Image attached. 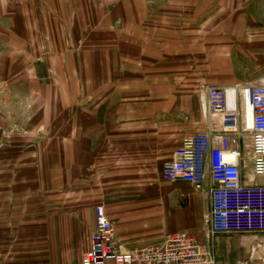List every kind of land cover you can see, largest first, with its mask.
Listing matches in <instances>:
<instances>
[{
  "label": "crops",
  "instance_id": "0c3cea01",
  "mask_svg": "<svg viewBox=\"0 0 264 264\" xmlns=\"http://www.w3.org/2000/svg\"><path fill=\"white\" fill-rule=\"evenodd\" d=\"M263 83L264 0H0V264H82L100 205L120 251L186 231L263 264L264 233L208 237L209 163L201 189L163 176L193 134L221 144L211 87Z\"/></svg>",
  "mask_w": 264,
  "mask_h": 264
},
{
  "label": "built area",
  "instance_id": "2783aa9c",
  "mask_svg": "<svg viewBox=\"0 0 264 264\" xmlns=\"http://www.w3.org/2000/svg\"><path fill=\"white\" fill-rule=\"evenodd\" d=\"M209 107L224 126L221 144L213 146L210 132L193 134L187 148L170 160L163 172L169 180L183 179L197 189L205 185L208 174L211 187L209 238L219 233L264 231V185L242 183L241 150L231 147L243 123L252 134V158L256 175L264 176V83L259 85L211 87ZM2 143L0 142V146ZM82 264H216L210 250H204L186 231L167 233L160 243L147 244L130 251L117 246L115 224L105 207L96 208V224ZM237 264H257L241 260ZM264 264V263H263Z\"/></svg>",
  "mask_w": 264,
  "mask_h": 264
},
{
  "label": "rangeland",
  "instance_id": "374dc122",
  "mask_svg": "<svg viewBox=\"0 0 264 264\" xmlns=\"http://www.w3.org/2000/svg\"><path fill=\"white\" fill-rule=\"evenodd\" d=\"M230 233H235V232H230ZM237 233H238V232H237ZM263 233H264V231H250V232H244V233L241 232V234H258V235H261V234H263ZM210 251L212 252V254H213L215 257L217 256L214 250H210ZM249 260H250V258H249ZM255 263H257V264H261L262 262H261V261H256Z\"/></svg>",
  "mask_w": 264,
  "mask_h": 264
}]
</instances>
